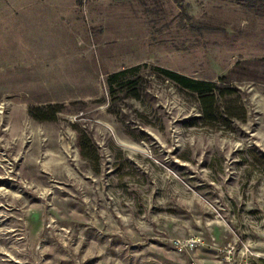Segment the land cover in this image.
<instances>
[{"label":"rangeland","instance_id":"obj_1","mask_svg":"<svg viewBox=\"0 0 264 264\" xmlns=\"http://www.w3.org/2000/svg\"><path fill=\"white\" fill-rule=\"evenodd\" d=\"M181 5L0 0V264L264 258V83L252 73L262 70L264 4ZM137 64L145 96L113 102L106 73ZM153 67L225 76L246 120L189 123L196 105ZM46 103L66 110L28 115ZM76 127L95 144L92 163Z\"/></svg>","mask_w":264,"mask_h":264},{"label":"trees","instance_id":"obj_2","mask_svg":"<svg viewBox=\"0 0 264 264\" xmlns=\"http://www.w3.org/2000/svg\"><path fill=\"white\" fill-rule=\"evenodd\" d=\"M173 1L182 6V0ZM248 1L264 4V0ZM260 63L262 70L252 73L256 81L264 83V57L260 60ZM141 66V64H137L106 73V85L113 102L121 99L141 100L145 96L146 79L141 74ZM153 70L164 79L171 81L194 102L198 114L189 123L213 129L218 126L231 127L234 122L246 120L247 111L242 94L236 86L229 83L230 79L225 76H221L218 81H214L195 78L161 67H153ZM239 73L251 75L249 70ZM75 102L73 101L71 104ZM77 103L80 104L82 101ZM64 110H66V105L46 103L30 105L27 113L37 121H53L57 114ZM75 129L78 134V147L82 158L90 163L94 162L98 155L92 138L83 129L78 127ZM257 261L258 264H264V258H259Z\"/></svg>","mask_w":264,"mask_h":264},{"label":"built area","instance_id":"obj_3","mask_svg":"<svg viewBox=\"0 0 264 264\" xmlns=\"http://www.w3.org/2000/svg\"><path fill=\"white\" fill-rule=\"evenodd\" d=\"M117 1H121V0H117Z\"/></svg>","mask_w":264,"mask_h":264}]
</instances>
